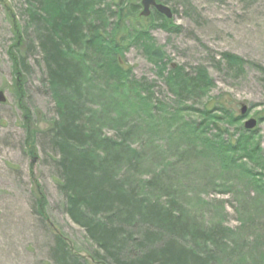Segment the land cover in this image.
Segmentation results:
<instances>
[{
	"label": "rangeland",
	"instance_id": "obj_1",
	"mask_svg": "<svg viewBox=\"0 0 264 264\" xmlns=\"http://www.w3.org/2000/svg\"><path fill=\"white\" fill-rule=\"evenodd\" d=\"M38 1L0 0V91L6 97L0 103V264H117L109 257L94 259L104 256L97 255L86 231L69 218L58 187L57 152L47 130L67 111L49 85L41 23L27 11ZM133 1L104 0L105 15L90 18L102 28L98 34L108 41L118 20L117 6L128 9ZM159 1L173 11L169 23L154 12L141 17L139 9L123 20L115 39L135 85L129 89L133 82L127 81L129 85L107 87L98 62L89 59L82 99L99 122L97 135L121 141L130 147L129 154L144 157L142 169L134 167L136 178L146 180L166 168L173 184L170 194L184 201L186 214L200 225L228 230L224 264H264V170L242 160L241 172L231 169L232 180L225 177V153L211 154L201 136L206 132L204 136L216 139L220 130L223 139L235 141L246 131L245 121L253 118L257 125L246 134L258 139L264 155V0ZM141 30L151 37L150 46L141 41L143 36H133ZM20 55L25 67L17 65ZM228 55L238 63L228 62ZM177 67L192 77L203 67L208 76L202 92L183 93L187 112H181L180 94L167 82ZM142 81L151 86L150 93L136 88ZM203 106L213 108L215 125H203L204 115L211 117L201 113ZM242 106L247 108L245 116ZM222 109L239 120L227 123L229 116ZM81 120L85 123L82 115ZM119 168L125 172L130 166L123 162ZM248 172L262 179L258 194L244 176ZM40 197L46 200L42 214Z\"/></svg>",
	"mask_w": 264,
	"mask_h": 264
},
{
	"label": "trees",
	"instance_id": "obj_2",
	"mask_svg": "<svg viewBox=\"0 0 264 264\" xmlns=\"http://www.w3.org/2000/svg\"><path fill=\"white\" fill-rule=\"evenodd\" d=\"M103 2L39 0L36 6L32 5L27 10L31 11V19L41 23L40 46L49 85L59 104H63L67 111L62 120L56 121L47 130L57 152L55 161L60 171L58 187L65 197L66 213L86 231L98 249L97 255L101 253L104 256L94 258L98 262L109 257L117 264H224L228 256L225 253L228 230L223 226L214 229L200 225L193 216L186 214L184 201L170 194L173 184H169L166 168L146 180H140L134 176V167L142 169L144 157L140 153L137 156L129 154L127 149L130 147H126L123 142L96 133L95 128L99 122L90 112L88 102L82 99L86 93L84 83L90 73L87 60L95 59L98 62L99 70L108 78L104 80L107 87L133 82L128 84L131 89L136 80H129L132 77L130 70L120 58L121 43L115 39L123 20L138 13L140 9L137 0L129 2L128 9L117 6L118 20L114 24L115 29H112V37L107 41L98 34L102 28L90 22L92 16L100 18L105 15L104 11L107 10L104 8L107 6H103ZM154 15L164 24L171 21L156 11ZM126 31L129 39L131 32L128 29ZM135 35L143 36L141 41L151 45V37L144 30L136 31ZM82 48L89 53L77 56L76 52ZM226 58L232 65L238 63L233 56L228 55ZM19 59L17 65L25 67L26 59L21 55ZM174 72L167 82L177 89V95L180 94L181 100L178 103L184 106L181 112H187L183 93L202 92L209 84L208 76L203 67L197 70L194 77L189 76L181 67H177ZM17 75L20 73L17 72ZM112 77L120 80L114 78L113 84H110ZM147 85L142 81L136 88L140 87L150 93L151 86ZM221 111L229 116L227 123L234 124L239 120L228 114V110ZM201 113L211 115H204L203 125L207 127L217 118L213 108L208 106H203ZM81 115L85 123H82ZM217 132L214 136L216 139L208 138L204 136L206 132H202V143L204 149L212 151L211 154L222 157L225 153L223 159L228 162H224V165H229L225 177L231 179V169L241 172V165L244 166L242 160L252 161L264 170L260 143L256 137L246 134L249 131L241 132L235 141H226L220 130ZM203 155L212 157L205 153ZM123 162L130 166L125 172L119 168ZM238 162L242 164L238 165ZM251 173L244 176L249 177L251 187L257 191L263 182L261 177L252 178ZM45 205L46 200L40 197L37 206L41 214ZM57 241L65 247L60 236ZM62 251L64 255L78 259L69 249Z\"/></svg>",
	"mask_w": 264,
	"mask_h": 264
},
{
	"label": "water",
	"instance_id": "obj_3",
	"mask_svg": "<svg viewBox=\"0 0 264 264\" xmlns=\"http://www.w3.org/2000/svg\"><path fill=\"white\" fill-rule=\"evenodd\" d=\"M141 6L142 10L140 12L141 16L147 17L151 13V8L154 7L159 13L165 15L167 18L171 19L173 17V13L170 7L158 3L156 0H141ZM6 100L5 93L3 91H0V103L4 102ZM247 111L246 106H242L241 108V114L245 115ZM257 125V121L253 118H250L244 123L245 129H253Z\"/></svg>",
	"mask_w": 264,
	"mask_h": 264
}]
</instances>
